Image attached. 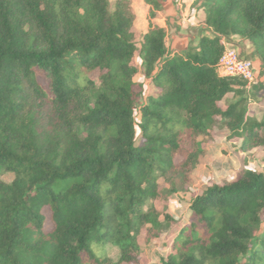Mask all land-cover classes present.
Listing matches in <instances>:
<instances>
[{
  "label": "trees",
  "instance_id": "1",
  "mask_svg": "<svg viewBox=\"0 0 264 264\" xmlns=\"http://www.w3.org/2000/svg\"><path fill=\"white\" fill-rule=\"evenodd\" d=\"M203 1L211 36L195 51L167 55L149 21L142 60L156 93L138 104L126 3L0 0V166L14 175L0 181V264H136L142 231L164 250L153 264H264V172L208 183L184 222L151 204L160 179L188 188L217 120L243 151L264 147L244 101L221 107L261 82L216 72L231 36L264 65V0ZM105 244L116 262L93 252Z\"/></svg>",
  "mask_w": 264,
  "mask_h": 264
},
{
  "label": "rangeland",
  "instance_id": "2",
  "mask_svg": "<svg viewBox=\"0 0 264 264\" xmlns=\"http://www.w3.org/2000/svg\"><path fill=\"white\" fill-rule=\"evenodd\" d=\"M118 2L126 3L134 16L131 29L136 46L134 88L140 94L138 104H141L146 96L156 93L145 74L142 60V35L147 31L149 21L164 29L167 55L173 56L187 50L195 51L201 37L211 36L209 29L203 23L207 3L203 0H109L112 11ZM151 14L153 16L150 18ZM226 43L237 47L241 57L258 60V75L262 88L248 90L244 86L236 87L235 93H230L221 103V107L225 108L234 101H244L246 117L261 124L264 130V65L255 57L252 48L245 40L231 36ZM99 75L100 73L94 72L90 77L96 80ZM239 144L238 139L229 138V132L217 120L209 136L202 143L201 153L192 168L188 188L182 187L178 191H171L166 182L160 179L159 185L164 191V196L151 204L160 211L170 212L176 223L184 222L189 215V203L208 183L223 182L241 168L264 172V147L243 151ZM13 179V173L0 166L1 182L10 183ZM44 213L48 218L49 212L44 210ZM50 226L47 220L46 230L50 229ZM173 229V226L164 227L160 239L169 236ZM137 240L140 250L136 264L157 262L164 252L157 242L148 238L146 231H142ZM92 250L96 255L106 256L113 262L119 258L117 248L111 244L92 245Z\"/></svg>",
  "mask_w": 264,
  "mask_h": 264
},
{
  "label": "built area",
  "instance_id": "3",
  "mask_svg": "<svg viewBox=\"0 0 264 264\" xmlns=\"http://www.w3.org/2000/svg\"><path fill=\"white\" fill-rule=\"evenodd\" d=\"M216 72L220 77H238L244 80L247 88L260 82L258 67L253 60L241 57L237 47L228 43L225 44Z\"/></svg>",
  "mask_w": 264,
  "mask_h": 264
},
{
  "label": "crops",
  "instance_id": "4",
  "mask_svg": "<svg viewBox=\"0 0 264 264\" xmlns=\"http://www.w3.org/2000/svg\"><path fill=\"white\" fill-rule=\"evenodd\" d=\"M252 60L255 63V65L258 67V60H256V59H252Z\"/></svg>",
  "mask_w": 264,
  "mask_h": 264
}]
</instances>
